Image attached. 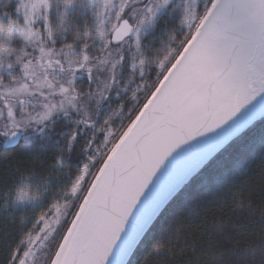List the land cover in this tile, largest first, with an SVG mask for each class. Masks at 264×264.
<instances>
[{"label":"snow or ice","instance_id":"6c2138e0","mask_svg":"<svg viewBox=\"0 0 264 264\" xmlns=\"http://www.w3.org/2000/svg\"><path fill=\"white\" fill-rule=\"evenodd\" d=\"M0 138L53 153L0 182L2 264H264V227H162L195 184L264 155V0H0ZM250 183L235 208L264 223Z\"/></svg>","mask_w":264,"mask_h":264},{"label":"trees","instance_id":"16d2710c","mask_svg":"<svg viewBox=\"0 0 264 264\" xmlns=\"http://www.w3.org/2000/svg\"><path fill=\"white\" fill-rule=\"evenodd\" d=\"M168 28L173 30V34L180 39V32L177 26L168 23ZM159 30L155 33L153 40H165L161 37ZM151 39V38H150ZM153 45L157 44L153 41ZM2 142V138H0ZM83 141L73 151L68 160L66 172L74 174L81 166L83 157L80 155V147ZM53 153L46 154H26L19 147L13 149H4L0 143V182L11 181L16 176V170L32 169L39 170L46 168L51 162ZM226 173L225 177L214 180L211 183L203 181L195 184L181 201L174 205L173 215H170L162 221V227L167 228L169 223L176 217H182L185 226L182 232V238L187 236L189 239H199L207 234L208 226L215 224L216 221H222L225 230L230 233L259 234L264 223L261 222L259 213L250 214L246 209H236V203L239 199L237 189L241 188L242 181L251 178L250 185L243 186L244 195L252 201V206L259 208L264 204V155L259 151L253 154L242 166L232 168ZM63 182V181H62ZM235 194V195H234ZM235 209V210H234ZM6 221L0 216V226ZM16 225L9 224L6 231L14 234ZM4 234L0 231V248L3 246ZM150 239L149 244L153 243ZM187 257H176L175 260L181 264ZM3 257L0 255V264Z\"/></svg>","mask_w":264,"mask_h":264},{"label":"rangeland","instance_id":"374dc122","mask_svg":"<svg viewBox=\"0 0 264 264\" xmlns=\"http://www.w3.org/2000/svg\"><path fill=\"white\" fill-rule=\"evenodd\" d=\"M175 2L179 5V4H181L182 3V0H175ZM198 3H199V0H198ZM179 20H180V13H179V11H177L176 12V14L168 21V23H172V24H174L175 26H177L178 28H177V30L181 33L180 34V38H182V33L186 30L185 28H184V26L183 25H181L180 23H179ZM161 37H163L165 40L164 41H167V36H166V34H164L163 32H162V34H161ZM153 41H155V43L157 44V46H161L160 45V38H158V40H153ZM178 41V40H177ZM154 46V45H153ZM154 47H156V46H154ZM116 124H117V126H118V124H119V121H117L116 122ZM82 141H83V139H81ZM83 161H84V158L82 159V161H81V163H83ZM82 165V164H81Z\"/></svg>","mask_w":264,"mask_h":264}]
</instances>
